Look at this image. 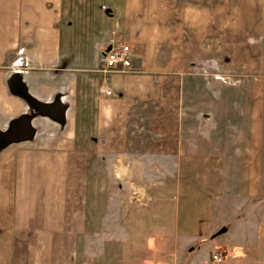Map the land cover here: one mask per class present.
<instances>
[{
  "label": "crops",
  "instance_id": "obj_1",
  "mask_svg": "<svg viewBox=\"0 0 264 264\" xmlns=\"http://www.w3.org/2000/svg\"><path fill=\"white\" fill-rule=\"evenodd\" d=\"M122 44L132 66L106 69ZM195 65L244 91L187 109ZM255 163L264 0H0V264H211L195 243L264 229Z\"/></svg>",
  "mask_w": 264,
  "mask_h": 264
},
{
  "label": "rangeland",
  "instance_id": "obj_2",
  "mask_svg": "<svg viewBox=\"0 0 264 264\" xmlns=\"http://www.w3.org/2000/svg\"><path fill=\"white\" fill-rule=\"evenodd\" d=\"M193 1H197V0H193ZM179 5L180 4H178V6ZM199 65H200V61H199ZM199 65L198 66L195 65L191 67L189 73L186 76H180V77H183L184 82H180L178 90H180V92H186L190 95V98L185 101L187 103V104L185 103L187 109L192 110L190 104H198L200 106V101H201L200 93L204 91H215V92L221 91L225 94L232 93V95H236L237 97H239V94H240L239 92L244 91V84L240 83L239 80L234 79V78L211 77L210 80H208L207 76H213V75L209 74L207 76H203L200 73L201 69ZM168 71L169 69H164V70L161 69L159 70L160 72L159 75L169 76L170 73H168ZM241 79H243V77H241ZM213 80L215 81L217 80L218 82H214ZM168 90H169L168 85H166V87L162 89V91H168ZM213 102H216L218 104L219 100L217 99ZM234 102L238 103L237 109L239 111L241 110V108H242V111H243V108L245 109L243 105V100L241 101L240 99H238ZM204 105L208 106V107L205 106V108L212 107L211 102L210 104L205 103ZM193 108L196 109V107H193ZM240 153L241 152L237 149L236 154L241 155ZM234 166H235L236 172L243 174V170L245 168V165L243 163L241 164L236 163V165L230 164V171H231V168L233 170ZM253 167L255 168L253 176L256 179H259V178L262 179L260 174L256 172V170H258L259 172L262 171V164L255 163ZM236 180L238 181L237 178ZM262 183L264 184V178L262 179ZM241 217H243V214L241 215ZM226 230H227L226 226L223 228H220L219 233L225 232ZM231 234H232V237L236 236L235 232H232ZM234 238L240 241L239 237H234ZM255 238L256 239L253 240L252 244L247 245L248 248H246V245L243 243V238H242V240L240 241L241 243L239 242L240 244H234V246L232 245L233 246L232 248H230L229 246L220 247L218 250L214 251L213 253L223 252L225 254V259H227L229 254L233 255L237 259L236 261H234V264H264V229L260 231L258 230V233L256 234ZM195 245L196 247L195 246L193 247L197 250L195 252L198 253V255H200V259L205 260L206 258L208 259L211 257L212 247L208 245V242L203 241V242L195 243Z\"/></svg>",
  "mask_w": 264,
  "mask_h": 264
},
{
  "label": "built area",
  "instance_id": "obj_3",
  "mask_svg": "<svg viewBox=\"0 0 264 264\" xmlns=\"http://www.w3.org/2000/svg\"><path fill=\"white\" fill-rule=\"evenodd\" d=\"M135 53L132 51L130 45L122 44L120 46L110 47L102 53L101 61L106 69L120 70L125 71L128 70L132 66V60ZM20 58L16 60L17 63L20 62ZM13 66L16 64L13 63ZM109 93V91H106ZM133 196V200L138 205L144 204L145 194L135 190ZM212 264H220L225 260V254L223 252L213 253L210 257Z\"/></svg>",
  "mask_w": 264,
  "mask_h": 264
}]
</instances>
